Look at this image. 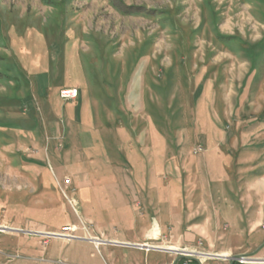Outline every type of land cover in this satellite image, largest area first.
Masks as SVG:
<instances>
[{
    "label": "rangeland",
    "instance_id": "374dc122",
    "mask_svg": "<svg viewBox=\"0 0 264 264\" xmlns=\"http://www.w3.org/2000/svg\"><path fill=\"white\" fill-rule=\"evenodd\" d=\"M68 89L78 103L60 99ZM135 123L130 146L147 169L156 153L161 189L206 182L226 242L261 241L264 0H0V234L78 238L63 175L80 157L106 168L108 131Z\"/></svg>",
    "mask_w": 264,
    "mask_h": 264
},
{
    "label": "crops",
    "instance_id": "0c3cea01",
    "mask_svg": "<svg viewBox=\"0 0 264 264\" xmlns=\"http://www.w3.org/2000/svg\"><path fill=\"white\" fill-rule=\"evenodd\" d=\"M79 97L78 91L77 103ZM91 124L94 127V120ZM138 127L141 125H132L131 135L125 126L108 131L106 138L112 148L103 155L106 168L83 167L86 163L80 157V167L63 175L71 178L69 188L75 190L77 220L69 225L74 226L78 238H46V234L58 232L45 230H37L40 235L1 233L0 254L21 258L3 263L0 255V264H264V235L261 241L258 234L242 235L239 243L231 245L215 228L220 217L214 218L215 222L218 219L214 223L209 215L206 182L161 189L156 182V153L153 170L150 163L147 169L142 150L130 146V141L139 143L141 135L134 137ZM148 138L151 142V132ZM176 154V158L180 156ZM96 159L90 157L89 163ZM202 163L206 172V157ZM177 169L178 177L187 174L186 166ZM57 179L62 178L55 176V182ZM85 224L91 228L90 236L102 240L98 250L87 239ZM206 246L210 258L185 255L206 252Z\"/></svg>",
    "mask_w": 264,
    "mask_h": 264
},
{
    "label": "built area",
    "instance_id": "2783aa9c",
    "mask_svg": "<svg viewBox=\"0 0 264 264\" xmlns=\"http://www.w3.org/2000/svg\"><path fill=\"white\" fill-rule=\"evenodd\" d=\"M77 96H78V91L76 89H68V90H63V91H60L59 93V97L61 100L63 101H74L77 99ZM65 184H69V181L68 180H65ZM87 229V228H85ZM66 231V230H65ZM73 231V230H72ZM70 231V232H72ZM74 232V231H73ZM72 232V233H73ZM63 233V232H62ZM60 234L63 236H65L64 234ZM60 237V236H59ZM91 241L93 242L94 246L97 247L99 243H101L102 241H100V239L98 238H91ZM243 261V260H241Z\"/></svg>",
    "mask_w": 264,
    "mask_h": 264
}]
</instances>
